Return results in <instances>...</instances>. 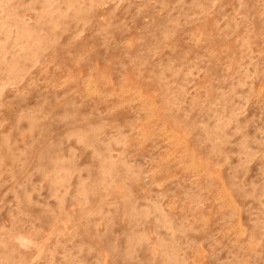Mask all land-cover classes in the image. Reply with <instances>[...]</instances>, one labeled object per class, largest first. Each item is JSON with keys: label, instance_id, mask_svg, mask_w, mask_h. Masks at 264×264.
<instances>
[{"label": "rangeland", "instance_id": "rangeland-1", "mask_svg": "<svg viewBox=\"0 0 264 264\" xmlns=\"http://www.w3.org/2000/svg\"><path fill=\"white\" fill-rule=\"evenodd\" d=\"M0 264H264V0H0Z\"/></svg>", "mask_w": 264, "mask_h": 264}]
</instances>
